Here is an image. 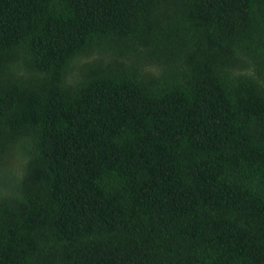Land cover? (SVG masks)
<instances>
[{
	"label": "trees",
	"instance_id": "1",
	"mask_svg": "<svg viewBox=\"0 0 264 264\" xmlns=\"http://www.w3.org/2000/svg\"><path fill=\"white\" fill-rule=\"evenodd\" d=\"M0 264H264V0H0Z\"/></svg>",
	"mask_w": 264,
	"mask_h": 264
},
{
	"label": "rangeland",
	"instance_id": "2",
	"mask_svg": "<svg viewBox=\"0 0 264 264\" xmlns=\"http://www.w3.org/2000/svg\"><path fill=\"white\" fill-rule=\"evenodd\" d=\"M20 164H22L20 160H16V159L14 160L15 166H20Z\"/></svg>",
	"mask_w": 264,
	"mask_h": 264
}]
</instances>
